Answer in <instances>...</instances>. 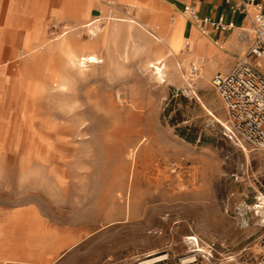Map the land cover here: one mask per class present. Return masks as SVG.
Returning a JSON list of instances; mask_svg holds the SVG:
<instances>
[{"label": "rangeland", "instance_id": "1", "mask_svg": "<svg viewBox=\"0 0 264 264\" xmlns=\"http://www.w3.org/2000/svg\"><path fill=\"white\" fill-rule=\"evenodd\" d=\"M110 2L97 12L112 18L101 23L111 22L109 31L120 23L114 17L133 16L132 8ZM65 25L47 21L40 41L55 42L72 29ZM106 30L88 49L103 62L83 72L61 53L45 54L37 68L31 54L10 63L5 107L23 86L37 85L34 127L41 131L47 120L64 127L51 137L46 162L27 148L24 155L10 151L0 137V205L9 214L22 207L39 212L64 242L52 264H131L162 255L182 264L196 255L192 235L212 254L206 261L201 252L199 264H255L264 255V207H258L264 205V150L233 143L210 114L226 120L211 83L217 72L209 76L207 65L192 75L186 52L180 69L178 60L177 70L167 61L160 77L148 65L155 52L126 31L106 44ZM74 32L92 41L90 32Z\"/></svg>", "mask_w": 264, "mask_h": 264}, {"label": "crops", "instance_id": "2", "mask_svg": "<svg viewBox=\"0 0 264 264\" xmlns=\"http://www.w3.org/2000/svg\"><path fill=\"white\" fill-rule=\"evenodd\" d=\"M114 2L132 8L133 17L166 34L170 32L172 22L181 13L184 14L187 5L193 6L201 18L218 19L222 16L226 22H233L234 28L229 31L209 29V36L220 44V46L216 44L218 48L212 47L207 42L203 44L204 55L208 56L211 53L213 56L208 63L209 76L214 72L227 73L241 54L249 49L250 38L241 33V28L247 26V20L240 14L232 13L226 0H114ZM105 4L109 2L107 0H0V91L3 87V77L8 79L6 70L10 63L18 59V54L29 46L31 41L36 44L41 42L40 35L47 21L61 20L64 21L63 28L69 23L74 29L78 27L77 23L80 20L104 19L107 15L97 12L101 5ZM81 7L85 14L78 13ZM187 19L186 17L184 36L195 38L197 29ZM60 23L54 24L60 25ZM196 45H198L197 41ZM262 62L264 63V59L259 60L261 70ZM4 103L5 98L0 92V123L6 122L4 113L7 112L8 107L6 108ZM134 190L137 191L136 184ZM13 209L15 210L9 214L8 209L0 205V264H52L58 254L64 250V242L55 239V234L49 230L47 222L34 208ZM24 248L27 252L22 256L19 254L17 258L11 255L14 250Z\"/></svg>", "mask_w": 264, "mask_h": 264}, {"label": "bare ground", "instance_id": "3", "mask_svg": "<svg viewBox=\"0 0 264 264\" xmlns=\"http://www.w3.org/2000/svg\"><path fill=\"white\" fill-rule=\"evenodd\" d=\"M108 2L111 3L110 1ZM79 10V13H84L83 7L79 8ZM181 14L186 17L185 14ZM106 18L109 19L110 17H108L107 15ZM185 19L176 18L174 22H172V28L170 32H168L167 34L158 31L152 25L145 24L138 18L133 16H129L126 18L114 17V20L119 21L120 23L114 24L110 31L109 28L108 30H106V27L107 24H110L111 22H108L103 27L101 25V23H103V18H93L86 21L80 20L77 24L78 29H84L90 32L93 35L92 41L78 38V36H80V34L76 32V30L78 29L75 30L71 25H69L67 28L72 29H67L66 32L57 34L56 38L54 39L55 42L47 43L44 45L43 42L36 44L31 41L29 46H27L21 53H19L17 57H20V55L22 54H31L32 59L34 60V68H37L38 60L41 57H44L45 54L51 55L53 53H61L65 56V59L69 63L76 65L79 70L83 72L88 67L103 62V59H100V57L96 53L88 50L90 47H94L99 43L97 38L100 36V33H103L105 30L108 31V33L106 34L107 39L105 40L106 44H108V41L110 39H117L120 35H122L124 31H126L129 35V38L139 43L145 50L153 51L156 53L157 56L154 60L149 61L148 65L150 67H153L160 77H164L167 75L164 71V69L167 67V61H170L173 66V62L175 60L179 61L181 55L183 53L186 54V52L188 55L184 59V63L196 64L201 67V70H205L209 63V59H213V56H211V53L208 56L204 55L203 44L204 42L210 44V42L215 41L208 34L200 33L199 30H197V36L195 38L185 37ZM54 26L56 25L54 24ZM133 29L139 30V33L135 34L133 32ZM142 31H145L148 35H150V37H152V39L147 36L148 39L146 40L144 37L145 32L143 33ZM73 32L78 35L75 36ZM69 33L72 34L67 36ZM196 41L198 42V45H196ZM187 45H190V50H186ZM38 50L43 51L44 53L38 55L37 53H35ZM174 66L177 70L176 65ZM177 66L179 67L178 69H180V67L182 66V62H177ZM8 81L9 79L3 77V87L0 92L3 94L4 98L6 96L5 89L8 87ZM58 85L63 86L64 84L63 82H60ZM38 99L39 96L37 85H35L34 87H30V85L28 84L23 86V94L19 97V99H15L17 101L13 100L14 102L8 105L7 112L4 113L6 116V122L0 123V137L4 141L5 147L10 151H20L22 149V154L24 155V150L27 148L28 151L37 153L36 156L37 158H39L38 160H40L41 162H46L52 153L53 145L51 137L59 133L64 126L54 123L55 121L53 122L52 120H47L43 124V129L41 131L36 130V128L34 127V120L40 114L41 109L40 101ZM209 112L220 123H224V119L222 120L221 118L217 117L212 110H209ZM45 113L46 110L44 111V114ZM245 150L247 151V148H245ZM258 207H264V205L258 204ZM187 239L193 241L194 243V248L190 252H207V250L201 245L198 237L192 235L190 237H187ZM165 258L166 257L149 258L145 260V264H153V262L163 260ZM194 261V255L184 258L185 264H192Z\"/></svg>", "mask_w": 264, "mask_h": 264}, {"label": "built area", "instance_id": "4", "mask_svg": "<svg viewBox=\"0 0 264 264\" xmlns=\"http://www.w3.org/2000/svg\"><path fill=\"white\" fill-rule=\"evenodd\" d=\"M226 3L232 13L247 20V26L241 28V33L250 38V45L227 73H216L211 80L226 111V120L222 124L224 135L242 147L248 145L264 150V72L259 64V60L264 59V0H226ZM184 14L202 34L209 35L210 28L220 31L234 28L233 22H226L222 16L218 19L201 18L190 5L185 6ZM200 71L201 67L193 64L192 75ZM195 253L192 264H199L197 260L201 252ZM202 253H205L202 256L206 261H211V253ZM159 257L166 258L153 264H174L166 255ZM131 264H145V260ZM182 264H185L184 259ZM255 264H264V255Z\"/></svg>", "mask_w": 264, "mask_h": 264}]
</instances>
